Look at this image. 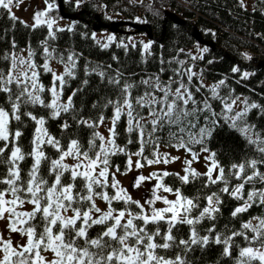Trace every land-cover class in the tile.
I'll use <instances>...</instances> for the list:
<instances>
[{"label": "snow or ice", "instance_id": "1", "mask_svg": "<svg viewBox=\"0 0 264 264\" xmlns=\"http://www.w3.org/2000/svg\"><path fill=\"white\" fill-rule=\"evenodd\" d=\"M44 2L46 7L34 13L32 24L19 21L31 30L46 29L38 46L15 51L17 45L13 41L11 50L0 53V59L8 62L6 69L0 67V98L4 100L0 104V167L4 169L0 174V220L7 219L8 230L25 238L24 243L14 246L11 238L0 234V264H191L188 254L210 245H222L221 256L232 257L236 237L249 246L236 245L235 264H264V217H253L255 224L251 220L243 222L240 230L227 235L217 232L214 223L224 196L239 202L231 211L232 218L247 213L253 206H264V187H256L264 185V133L248 121L252 110L264 115V105L234 96L231 89L222 95L221 89L227 88L225 79L205 86L202 73L193 71L192 66L185 67L187 61L177 57L168 61L160 58L158 73L141 77L138 83L125 78L119 69L112 70L111 64L105 67L86 62L83 79L72 88L71 83L78 79L82 53H65L54 46L58 33L72 32L73 26L60 27L61 17L51 15L58 7L55 0ZM81 2L76 0V6ZM14 6H19V0H0V9L16 22L19 18L13 13ZM240 6H244V0H240ZM92 38L95 40V33ZM115 40L109 35L107 42L96 43L108 49ZM141 43L143 52L151 55L152 42ZM117 46L128 47L122 43ZM208 51L207 47L200 50ZM188 55L193 61L204 59L202 54ZM53 62L61 64L63 71L57 72ZM169 71L171 74L163 80L161 76ZM231 71L238 73L241 69L233 67ZM250 75L245 71L241 78ZM42 76H50L48 85ZM93 76L98 79L92 88L97 99L90 106L86 99L77 105L78 96L88 95ZM194 77L199 80L198 86L193 84ZM202 88H207L210 95L198 99ZM69 89L70 94L65 97ZM106 91L113 95H105ZM37 108L45 110V114H36L33 109ZM86 110L88 115L84 114ZM25 120L31 122L33 129L27 151L22 146L24 129L29 126ZM50 120L59 121L61 137L50 133ZM122 122L124 144L118 143ZM225 125L240 133L259 158L233 162L226 168L218 153L208 147L217 130ZM101 126L106 128L107 136L99 131ZM77 131H87L86 144L76 138ZM62 139L66 142L62 143ZM132 144L138 146L136 151L129 150ZM161 144L183 149L191 159L183 161L184 175L167 170L150 172L148 176L139 174L134 188L155 181L142 204L132 198L117 175L180 159L161 152ZM196 145L200 146L198 150ZM46 148L55 151V158ZM201 153H207L204 173L192 167ZM119 156L126 158L123 170L113 162V157ZM29 159L31 164L24 171L22 166ZM169 176L178 178L181 185L202 178L198 193L220 187L189 197L181 188L165 183ZM97 200L105 202L106 208L99 207ZM157 202L165 206L157 208ZM25 205L31 209L25 210ZM204 221L213 223L204 229L207 234L201 235L197 225ZM185 225L188 236L178 239L175 231ZM253 242L260 247L251 246ZM171 249L176 250L173 257L159 254V250ZM44 253H51L52 258Z\"/></svg>", "mask_w": 264, "mask_h": 264}, {"label": "trees", "instance_id": "2", "mask_svg": "<svg viewBox=\"0 0 264 264\" xmlns=\"http://www.w3.org/2000/svg\"><path fill=\"white\" fill-rule=\"evenodd\" d=\"M246 1L252 5H247ZM165 8L175 12L185 20L193 22L204 39L213 40L216 47L223 48L230 57L221 55L207 45L197 43L182 25L176 24L170 19L163 22V10ZM65 9L67 11L79 10L78 18L73 20L71 24L73 26L72 32L66 30L63 33H58V39L54 42V46L61 52L75 51L82 53L78 66V79L71 83L72 88L77 87L80 80L83 79V68L86 62H90L93 65L101 64L105 67L111 64L112 70L119 69L125 74V78L138 83L141 77L158 73L161 67L160 58L168 61L173 57H177L186 60L187 64L185 67L192 66L193 71L202 73L203 78L206 80L217 82L225 79L227 88L221 89L222 95L231 89L234 96L242 95L249 102L264 105V62L259 67L253 68L248 65L247 68H243L242 64L247 63L248 58L241 52L244 48L248 49L252 55L262 51L263 56H260L261 58L259 59H264V0H244L243 7L240 6V0H143L142 3L140 0H82L79 7L73 8L66 4ZM96 12L99 13L103 21H111L113 13L129 21L137 22V18L147 21L149 30L153 34L160 36L158 40H149L152 42L151 55L143 52L142 40L135 38L132 42L126 38V34H121V32L115 34L116 40L110 44L108 49L101 48L96 43V39L92 38V29L89 25V21L91 22L94 19L93 14ZM114 20H117V18L114 17ZM19 21H21L20 18L16 22L10 21L5 10L0 9V53L11 50L10 45L13 41L17 45L15 51L26 49L29 46L36 48L39 41L46 36V29L31 30L30 28H25ZM121 43L126 44L128 46L127 49L117 46ZM133 43L135 47L132 46ZM203 47H207L209 51L201 53L200 50ZM180 49H184V52H180ZM188 53L193 55L202 54L204 59L193 61ZM113 56L117 57V59L114 60ZM37 62H40L39 57H37ZM7 66L8 62L0 59V67L6 69ZM165 67H168V65L166 64ZM171 67H177V65L172 64ZM233 67H239L241 71L233 73L231 71ZM245 70L251 75L247 79H242V73ZM112 74H114V71ZM170 74V71L166 72L161 78L167 80ZM42 81L45 85H48L50 76H42ZM97 83V77H91L88 95L78 96L76 98L77 105L80 104L81 99H86L90 106L91 102L97 99L96 94L92 92V88H95ZM193 84L199 85L197 77L193 78ZM70 91L71 89L65 93V97L70 94ZM105 95L112 96L113 94L106 91ZM201 95H210V93H208L207 88H202L201 93L197 94V98L199 99ZM3 103L4 100L0 98V104ZM219 110L220 108L217 106L216 111ZM33 111L38 115L45 114L43 109L37 108L33 109ZM84 114L88 115L89 110H86ZM105 114L108 115L109 113L106 112ZM248 121L255 124L258 131L264 133V115H261L259 110H252L249 113ZM25 123L29 126L24 129L25 135L22 138V146L27 151L33 129L30 121L25 120ZM58 125L59 121L50 120L47 127L52 135L59 138L61 133ZM120 132L118 143L124 144L126 142V134L123 132V122L120 125ZM76 138L80 139L82 144H86L87 131H77ZM65 142L66 139H62V143ZM128 147L130 151H136L138 146L132 144ZM198 147L200 146H195L196 150H198ZM208 147L218 153V159L226 168L233 162L259 158V154L254 150V147L247 145L243 136L229 129L227 125L217 130L214 137L208 142ZM45 151L55 158L54 150L46 148ZM145 155H148L147 150ZM125 159L123 156L113 157V162L123 170ZM30 164V159L23 164L24 171H27ZM261 170H264V167ZM3 171V167H0V174ZM168 172L176 173L172 170ZM165 183L173 188H181L184 195L189 197L198 194L205 195L211 191H216L220 187L219 185L212 186L198 193L203 183L202 178L188 185H181L175 176L165 178ZM262 186L261 184L256 185L257 188ZM223 199L224 204L222 205L221 213L218 214L214 222L217 232L226 235L230 234L233 230H240L241 224L249 221L253 216H264V206L257 205L249 209L247 213L241 214L237 218H232L231 211L239 202L227 196H224ZM200 203L203 205L204 201L201 200ZM115 206L120 207L121 205ZM193 214L196 215L197 213ZM212 223V221H204L197 225L201 235L207 234L204 229L211 227ZM225 226H227V229ZM188 233L189 229L186 225L180 226L179 231H175L178 239H186ZM92 234L95 235V233ZM249 235L251 236V233ZM257 244L259 243L253 242L252 246ZM236 245L239 247L249 246L241 237H236L232 249V257L221 256L222 245H210L203 251L197 249L189 253L187 259L191 264H235V258L238 256ZM175 253V249L166 252L159 250V254L167 257H173ZM253 264H259V262L254 261Z\"/></svg>", "mask_w": 264, "mask_h": 264}, {"label": "rangeland", "instance_id": "3", "mask_svg": "<svg viewBox=\"0 0 264 264\" xmlns=\"http://www.w3.org/2000/svg\"><path fill=\"white\" fill-rule=\"evenodd\" d=\"M55 2L57 4L56 0H55ZM62 2H63V5H64V10H65L64 12L75 13L74 16L78 18V11L79 10L67 11L65 9V5L66 4L70 5L73 8H76V0H62ZM245 3L247 5L251 4L248 1H246ZM45 7H46V5H45L44 0H19V6L18 7H15V6L13 7V13L17 17H19L21 20L32 24L33 23L34 13L36 11L43 10ZM166 10H169V9L165 8L163 10V12L166 11ZM51 15L57 16V17H61V19H59V21H58V24H59L60 27H66L68 25H71L73 23V20L76 19V18H70V17H66V16L63 17L62 15H60V13L58 11V7H57V11H54ZM93 15H94V19L91 22L89 21V25L90 26L98 25V24H100L102 22L103 23H105V22L109 23V21H103L100 18L99 13L96 12ZM95 15L96 16L98 15V17H96ZM112 15L117 18L116 21H119V20L129 21L128 19H125V18H123V17H121V16H119V15H117L115 13H113ZM176 15H178V14H176ZM113 16H111L112 20H114ZM181 18L184 19L183 17H181ZM185 21H187L186 22V26L187 27L192 29L193 26H195L197 31H199V29L197 28V26L193 22H191L189 20H185ZM129 22H133V23L137 24L138 21L137 22L136 21H129ZM143 25L147 29H149L147 27V23H143ZM120 28H121L120 31L115 32V31L109 30L105 26H100L98 29L92 30V34L95 33V39L101 41V43L107 42V37L109 35L115 36V34L119 33V32H121V34H126V36H127L126 38L128 40H131L132 42H133V40H135V38L142 40L144 43H147L150 40V38L147 36V33L145 31H143V30H135L134 27H132V26H130L128 24H123L122 26H120ZM199 33H200V31H199ZM192 38L197 43H199L193 36H192ZM199 44H201V43H199ZM191 49H193V48H191ZM221 49L223 50V48H221ZM216 52L220 53L221 55L230 57L228 55L227 51H225V50H224V54H222L220 51H216ZM241 52L243 54H245L247 56V58L251 56V59H248L247 63H245V64L243 63L242 64L243 68H247L248 65H250V64L252 65L251 67H253V68L257 67V66L259 67V66H261V63L264 62V59H259V58H261L260 56H263V52L262 51L261 52H256V54L253 53V55H252L251 52L248 49L244 48V49H242ZM24 54L26 55V52ZM248 63H250V64H248ZM52 67L57 72H62L63 71V67H62L61 64L53 62L52 63ZM217 82L206 80V79L203 78V84L205 86H211L212 84L217 83ZM237 96H241V97L245 98L242 95H237ZM99 131L102 134H104L105 136L108 135L106 128L103 127V126L100 127ZM198 149H199V147H198ZM160 151L161 152H167L171 156L179 157L180 159L176 160L173 163L167 164V165L158 164V165L146 166L143 169L133 170L131 172H128L126 175H120V174L117 175V178L120 180L121 185L128 190V193L132 196V198L134 200L140 201L142 204L144 203V201L150 195L152 186L154 185L155 181H151V182L146 181V182H144L142 184L141 187L134 188L132 185H133L136 177L139 174H143L145 176H148L150 172H155V171H159V170H167V171L172 170V171H175L176 173H179L180 175H184L183 168L185 167V165H184L183 161L185 159H191V156L189 154H187L183 149H179L178 150L176 148L168 147L166 145H161L160 146ZM206 155H207V153H201L199 160L197 162H194L192 167L195 168L199 172H206V170H207V167H206L207 162L204 160V156H206ZM135 159H137V158L133 157V160H135ZM67 162L70 163V164L72 163L71 160H69ZM262 187H264V185ZM161 194L162 195H167L169 199H175V197L173 195H171V194H167V193H161ZM97 204L102 209L106 208V204L103 201L97 200ZM164 206L165 205H163L162 202H157L156 205H155V207H157V208H161V207H164ZM29 209H31V206L30 205H25V210H29ZM253 217H264V216H253ZM250 220L252 221L253 224H255L257 222L253 218H251ZM0 234H2L5 239L11 238L12 241H13V245L14 246L16 244L24 243V240H25V238L21 237L19 233H11L8 230V221H7V219L0 220ZM253 247L259 248L260 245L259 244L253 245ZM44 255H46L49 259L52 258L51 257V253H44Z\"/></svg>", "mask_w": 264, "mask_h": 264}, {"label": "water", "instance_id": "4", "mask_svg": "<svg viewBox=\"0 0 264 264\" xmlns=\"http://www.w3.org/2000/svg\"><path fill=\"white\" fill-rule=\"evenodd\" d=\"M56 1H57L58 11H59L60 15H62L63 17L66 16V17H70V18H77L74 16L75 13L64 12L65 10H64V5H63L62 0H56ZM96 17H98V15ZM168 19L172 20L176 24L183 25V27L189 32V34L192 35L199 43L204 44V45L206 44L211 49H214L216 51H220L222 54H224V50H222L219 47L217 48L213 40L204 39L202 34L199 33V31H197L195 26L192 25L193 26L192 29L187 27L186 26L187 21L182 19L179 15H176L175 12L169 11V10L164 11L163 22H166ZM123 24H128V25L134 27L135 30L145 31L147 33V36L152 40H158L160 38V36L153 34L149 29H147L143 25V23H140V22H137V24H136L133 22L125 21V20H119V21L111 20V21H109V23L108 22H105V23L102 22L98 25H94L93 29L95 30V29H98L100 26H105L111 31L118 32L121 29L120 26H122ZM233 61H235V59H233ZM248 64H250V63H248Z\"/></svg>", "mask_w": 264, "mask_h": 264}, {"label": "bare ground", "instance_id": "5", "mask_svg": "<svg viewBox=\"0 0 264 264\" xmlns=\"http://www.w3.org/2000/svg\"><path fill=\"white\" fill-rule=\"evenodd\" d=\"M90 27H91V29H92V30H94V29H93V25H92V26H90Z\"/></svg>", "mask_w": 264, "mask_h": 264}]
</instances>
